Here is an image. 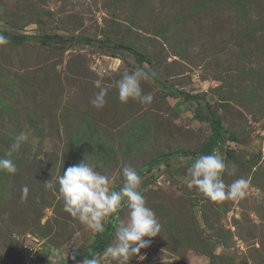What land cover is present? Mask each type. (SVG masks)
<instances>
[{
	"label": "rangeland",
	"instance_id": "1",
	"mask_svg": "<svg viewBox=\"0 0 264 264\" xmlns=\"http://www.w3.org/2000/svg\"><path fill=\"white\" fill-rule=\"evenodd\" d=\"M0 29L31 37L0 45V156L29 134L13 153L18 171H0V264H67L84 251L96 234L65 211L57 178L87 161L118 187L125 165L198 150L212 134L200 110L223 126L214 152L236 165L224 182L246 178L247 195L214 202L190 188L194 157L145 168L141 191L161 229L129 264H264V0H0ZM46 34L107 46L43 43ZM116 44L144 57L150 104L120 102L121 74L141 66ZM98 79L109 88L99 110ZM114 218L108 245L127 209ZM24 244L38 246L36 259Z\"/></svg>",
	"mask_w": 264,
	"mask_h": 264
},
{
	"label": "clouds",
	"instance_id": "2",
	"mask_svg": "<svg viewBox=\"0 0 264 264\" xmlns=\"http://www.w3.org/2000/svg\"><path fill=\"white\" fill-rule=\"evenodd\" d=\"M9 43L7 36L0 33V45ZM154 75V74H152ZM150 78V74L142 67L134 71H123L117 81L118 97L121 103L130 99L141 104H150L152 94H145L142 81ZM98 91L90 104L96 109H102L107 103L109 88L101 80L94 82ZM29 134L20 132L13 137L10 150L0 156V171L15 174L18 169L13 160V153L21 145L28 142ZM236 165L231 166L219 152L209 155H200L187 168L186 182L195 187L203 196L214 202L245 198L247 195L248 180L238 178L231 184L224 182L225 173L234 175ZM122 183L117 187L115 180L101 173L92 164L82 161L69 166L58 178L59 193L64 201V209L73 218L86 224L94 234L103 233L106 225L116 217L122 209H127L126 219H117L114 228V243L106 247L102 254H93L84 259L82 264H105L107 260L116 261V264H129L132 257L137 256L140 249L146 248L150 240L144 237H155L160 233L161 224L142 194V177L130 167L121 169ZM45 187L54 190L52 179L44 182ZM28 188L22 189L21 199L27 198ZM140 257L143 256H139Z\"/></svg>",
	"mask_w": 264,
	"mask_h": 264
},
{
	"label": "trees",
	"instance_id": "3",
	"mask_svg": "<svg viewBox=\"0 0 264 264\" xmlns=\"http://www.w3.org/2000/svg\"><path fill=\"white\" fill-rule=\"evenodd\" d=\"M0 33L7 36L8 39H10L14 42L24 41L28 38H31L28 35H23V34L15 35V34H12L8 31H6V30H1V29H0ZM39 39L43 43H48L49 41L63 42L64 40H68V41H71L73 43L94 44V45H99V46H107L106 42H103V41L92 40V39L83 38V37L65 38L64 36L57 35V34L42 35V36H39ZM114 46L118 49L126 50V51L132 53L134 55L136 61L138 62V64L141 67H143V63L145 60H144V57L142 56L141 53L137 52L134 48H132L130 46H124L121 44H116ZM156 81L159 85H162V83L159 80H156ZM162 86L167 89V91L170 93V95H175V96H185L186 95L185 92H182L180 90H174V89L169 88V87L167 88L164 85H162ZM195 115L198 119L204 120V121L208 122V124L210 125V127L212 129V134L209 136L208 141L198 150H193V151H191V150L190 151L177 150V151L161 154V155L157 156L156 158H154L153 160H151L150 162H148L147 164L142 165L137 170L139 175L141 173H143L145 168H148V167L153 166L157 163H160V162L168 159V157L181 155V156H190V157L197 158L200 155L212 154L219 147V145L222 142V135L221 134H222V132H224L220 119L218 117L210 116L202 110L198 111ZM122 210L119 213H117V215L120 214L122 212ZM115 221H116L115 218H113L106 225L105 231L103 233L96 234L93 242L84 251L77 254L72 260H69L67 262V264H75L78 262H82L84 259L91 258V256L95 253L103 252L109 244V239L111 237V233H112V229H113ZM37 256H38V254H36V257L33 258L32 260L36 259Z\"/></svg>",
	"mask_w": 264,
	"mask_h": 264
},
{
	"label": "built area",
	"instance_id": "4",
	"mask_svg": "<svg viewBox=\"0 0 264 264\" xmlns=\"http://www.w3.org/2000/svg\"><path fill=\"white\" fill-rule=\"evenodd\" d=\"M38 246H32L29 244H24L23 246V250H25V252L28 254L27 260H30L31 258H35L36 257V252L38 250L37 248Z\"/></svg>",
	"mask_w": 264,
	"mask_h": 264
}]
</instances>
